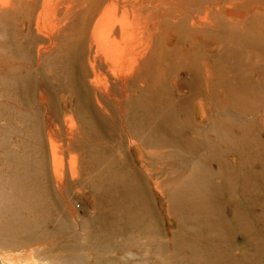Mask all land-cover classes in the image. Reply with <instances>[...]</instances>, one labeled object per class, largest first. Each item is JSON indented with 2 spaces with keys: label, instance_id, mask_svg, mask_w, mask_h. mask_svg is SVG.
<instances>
[{
  "label": "bare ground",
  "instance_id": "obj_1",
  "mask_svg": "<svg viewBox=\"0 0 264 264\" xmlns=\"http://www.w3.org/2000/svg\"><path fill=\"white\" fill-rule=\"evenodd\" d=\"M0 119V251L37 245L1 264H61L39 246L136 224L107 211L122 191L144 195L152 225L149 188L167 217L196 222L192 264H264V158L239 137L259 127L264 145V0H0ZM222 129L238 145L225 155L199 138ZM167 192L181 204L170 209ZM76 197L91 216L76 215ZM43 205L58 213L46 230Z\"/></svg>",
  "mask_w": 264,
  "mask_h": 264
},
{
  "label": "rangeland",
  "instance_id": "obj_2",
  "mask_svg": "<svg viewBox=\"0 0 264 264\" xmlns=\"http://www.w3.org/2000/svg\"><path fill=\"white\" fill-rule=\"evenodd\" d=\"M258 102V100H255ZM6 120L0 119V125L3 126ZM222 123V121H220ZM219 122L218 124L221 125ZM261 123L259 122L258 125ZM222 127V126H221ZM257 130L259 127H255L254 130L247 133L245 136L243 132H240L239 137L242 139L241 147L242 149L245 148L246 144L249 143L251 145L250 155L252 159L257 157L264 158V145L263 142L259 140V135ZM15 133L11 134L12 137H16ZM199 138L204 139L205 142H209L208 149H212L213 145L215 144V148L219 150L224 155L227 153L226 150L233 147H237L238 145L235 142H231L230 138L224 135V130H205L199 133ZM245 141V142H244ZM8 143H0V151L8 146ZM245 150V149H243ZM226 151V152H225ZM229 152V151H228ZM63 163L67 166L68 161V154L63 153ZM1 165V161H0ZM150 172L153 176L157 175L159 171V167L155 164H151L149 166ZM172 175H176L175 172H172ZM207 175V174H205ZM204 175V176H205ZM179 176V175H178ZM117 177V176H116ZM117 180L121 182L120 178L117 177ZM174 181L173 179L170 181L172 184ZM243 186L241 182L238 181V187ZM167 191V190H166ZM251 192L252 196L258 195V189L255 187L252 189ZM111 195V194H110ZM148 195L150 201L153 203L155 210L158 214V221L154 222L152 225H146V218H147V210L145 207V199L144 195L139 194L138 196H134V198L126 197L124 191L117 195H111L112 199L110 200V208L107 210L108 212H112L114 209L119 208L123 211V215L129 217L132 215H136L137 223L134 225H129L128 222L121 220L119 221V225L116 227L113 226V223H105L103 225V230L105 234H107L108 238H103L100 241H95L94 239L90 238L87 234L86 238L79 237L78 235L73 237H63L60 236L55 237V249L54 250H45L43 246L40 245L41 255L44 256L46 254L53 255L55 261L68 264L67 260L58 256V254L62 253V251L70 253L72 255L76 252L85 251L89 257V264L93 263V256H99L102 260L99 263L94 264H192L187 259V254L196 257V252L194 247L196 242L199 240L198 236L195 232V224L196 222L191 220H182L177 215L169 214L167 217L158 207L156 198L149 188ZM167 197L170 198L168 207L173 209L175 206L180 205V197L173 196L172 192H167ZM196 201V198L191 197L190 201ZM75 209L76 215L79 216H91L94 212L93 207L90 209L88 205V210L82 206L85 203L80 201L78 197L75 199ZM80 203L82 205H80ZM116 207V208H115ZM189 209L192 210L190 207ZM215 210V209H211ZM56 216L58 213L56 208L50 205H43L39 209L38 217L42 219L43 225L41 230L49 229L50 226H56ZM70 221L76 222L78 217L69 216ZM0 220H2L0 218ZM170 221V222H169ZM172 226L173 228L178 230V234L181 235L179 239L175 237L169 230V227ZM82 230V227H79ZM206 229V228H205ZM83 233V230H82ZM19 236V235H18ZM225 241L223 237H216L210 240H202L203 243H208L211 245L212 242H222ZM59 243H68L66 245H61L59 247ZM184 243L185 246L181 245ZM83 246L84 249H81ZM204 245V244H203ZM37 246V245H36ZM35 245H30L25 252L20 250V248H14L12 253L8 252H1L2 254H9L11 256H17L24 254L27 256V253L31 252V250H36ZM71 246V247H70ZM65 250H63V249ZM229 250V247H225V249ZM22 249V248H21ZM212 249L208 246L204 245V252L202 253V257L209 259V253ZM216 255H220L223 251L219 249H213ZM209 257V258H208ZM48 262V261H47ZM0 264H1V255H0ZM219 264H227L225 262H221Z\"/></svg>",
  "mask_w": 264,
  "mask_h": 264
}]
</instances>
